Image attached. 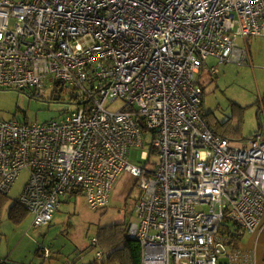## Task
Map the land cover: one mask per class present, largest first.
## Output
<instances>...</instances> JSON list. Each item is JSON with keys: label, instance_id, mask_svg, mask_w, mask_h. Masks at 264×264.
Returning a JSON list of instances; mask_svg holds the SVG:
<instances>
[{"label": "built area", "instance_id": "obj_1", "mask_svg": "<svg viewBox=\"0 0 264 264\" xmlns=\"http://www.w3.org/2000/svg\"><path fill=\"white\" fill-rule=\"evenodd\" d=\"M251 37H264V0H0V90L77 98L59 120L0 118V195L27 172L18 203L39 228L71 196L104 208L127 171L141 189L125 230L141 264H250L221 230L254 234L264 218V134L231 147L203 117L200 74L208 57L250 65ZM142 127L152 169L149 153L129 163Z\"/></svg>", "mask_w": 264, "mask_h": 264}, {"label": "rangeland", "instance_id": "obj_2", "mask_svg": "<svg viewBox=\"0 0 264 264\" xmlns=\"http://www.w3.org/2000/svg\"><path fill=\"white\" fill-rule=\"evenodd\" d=\"M237 43L241 44V40L238 39ZM247 45L251 55L250 65L219 64L208 57L205 60L207 67L200 74L205 94L203 117L211 128L224 123L234 148L249 146L252 136L260 132L264 134V37H251ZM210 66H216L218 73L210 75ZM44 94L45 97L36 98L28 90H0V118L42 124L59 120L76 108L69 104L73 102L67 89L48 87ZM103 105L108 111H117L123 106L120 100L107 101ZM142 140L145 144L142 149L131 147L129 150V163L134 167L141 168L146 163L140 155L141 152L149 153L152 135L147 133ZM157 162L158 158L151 155L146 165L152 169L153 163ZM136 179L127 171L121 172L115 180L107 206L102 209H91L81 195L63 199L52 221L46 226L34 228L31 224L33 216L28 212L22 221L11 220L8 216L9 208L19 201L28 180V173L21 171L12 184L5 206L0 210V235H3L0 253L15 264H33L35 259L46 264H92L99 262L95 257L96 251L104 252L105 259L110 245L98 244L94 247L91 240L98 239L99 235H104L106 228L115 224H124L126 230L128 224L136 220L134 205L141 196ZM204 209V206L196 207L197 211ZM22 238L20 246L8 255L7 239L16 243ZM45 250L49 252V257L44 256Z\"/></svg>", "mask_w": 264, "mask_h": 264}, {"label": "trees", "instance_id": "obj_3", "mask_svg": "<svg viewBox=\"0 0 264 264\" xmlns=\"http://www.w3.org/2000/svg\"><path fill=\"white\" fill-rule=\"evenodd\" d=\"M20 92H22V91H20ZM68 95H69V99H71V101L75 102L77 100V98L71 96V94L68 93ZM204 98H205V94H204ZM203 107H204V102H203ZM262 111L264 112V104H263V110ZM203 116H205L204 112H203ZM205 120H206V118H205ZM212 129L215 132H217L218 134L222 135V137H224V138L229 137L227 135L228 130L225 128L224 123L222 125H220V127H217V128L215 127ZM141 133H143L144 135L147 134L145 132L144 127L141 128ZM235 139H237V138H235ZM6 198H7V196L0 195V210H2L3 207L5 206ZM26 213H27V211L24 210V208L17 202V203H13L12 206L9 208L8 216L11 220H14V221H20L21 220L22 221V219L24 218ZM126 229H127V227H126ZM104 231H105V232H103L104 235H99V238L96 239L95 244H92V242H91V246L96 247V245H98V244L110 245L109 250H108V254L106 255L105 259H103L102 261H100V262L95 261V263H92V264H106V262L111 263V264H141V257H140L141 256V246H140V244H138L139 242L128 237L127 232L125 231L124 224H122V223L115 224L111 227L106 228ZM221 232L223 234H226L228 236L229 240L231 242L233 241V244L238 241V240H236V238L238 239V237H240L237 234H230L229 232H227L223 229L221 230ZM234 239H235V241H234ZM96 252H98V251H96ZM96 252H95V257H96ZM100 252H102V251H100ZM102 253H103V257H104V252H102ZM96 260H97V258H96Z\"/></svg>", "mask_w": 264, "mask_h": 264}, {"label": "crops", "instance_id": "obj_4", "mask_svg": "<svg viewBox=\"0 0 264 264\" xmlns=\"http://www.w3.org/2000/svg\"><path fill=\"white\" fill-rule=\"evenodd\" d=\"M245 234L240 235L238 239L236 238V240L238 241L234 244L233 241L231 242L229 240L228 242L229 250L231 252L234 250H239L240 252H244V254L248 256L250 264H264V218L260 223L259 228L254 234L253 233H245ZM2 236L3 235H0V242H2ZM22 240L23 238L21 240H18L16 243H11L9 239H7L6 248L8 251V255L20 246ZM38 254L40 255L39 252ZM222 259L223 260H220V264H229V259L227 258H222ZM2 263L15 264L13 260L10 261L3 258V255L0 253V264ZM33 264H46V263H42V261H40L39 259H35Z\"/></svg>", "mask_w": 264, "mask_h": 264}, {"label": "water", "instance_id": "obj_5", "mask_svg": "<svg viewBox=\"0 0 264 264\" xmlns=\"http://www.w3.org/2000/svg\"><path fill=\"white\" fill-rule=\"evenodd\" d=\"M69 104H74V103H69Z\"/></svg>", "mask_w": 264, "mask_h": 264}]
</instances>
